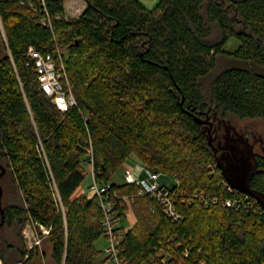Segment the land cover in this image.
<instances>
[{"label": "trees", "instance_id": "obj_1", "mask_svg": "<svg viewBox=\"0 0 264 264\" xmlns=\"http://www.w3.org/2000/svg\"><path fill=\"white\" fill-rule=\"evenodd\" d=\"M66 1L0 0V260L34 258L27 223L49 229L56 264L111 260L96 244L108 239L100 197L83 188L90 164L120 222L123 198L132 202L134 225L117 227L123 263L264 264V209L231 189L197 120L209 109L264 118V0H85L77 18ZM232 37L235 51L225 49ZM31 46L67 50L68 110L43 90ZM133 156L175 179L160 181L176 193L180 219L113 179ZM259 168L251 185L264 192V157Z\"/></svg>", "mask_w": 264, "mask_h": 264}, {"label": "built area", "instance_id": "obj_2", "mask_svg": "<svg viewBox=\"0 0 264 264\" xmlns=\"http://www.w3.org/2000/svg\"><path fill=\"white\" fill-rule=\"evenodd\" d=\"M43 5H45V3H43ZM45 20L43 21L44 24H46ZM29 55L35 61L43 90L53 98L54 103L63 111L74 106L76 104V98L65 65V50L58 47L53 53L43 54L31 46L29 48ZM91 167L94 174V168L93 166ZM124 177L127 182L136 183L138 185L139 195L149 196L160 201L164 212L168 216L175 220L182 217V214L178 210L176 193L161 183L160 174L150 170L145 164L137 162V165L134 167H127L125 169ZM109 187L110 186L100 187L97 183L93 186L100 197L102 208L106 214L104 224L108 232V245L104 250L105 253L111 257V261H113L114 264H125L119 257L117 245L119 238H121V233L117 232V227L121 225L122 221L120 222L119 219L116 218V213H113L114 204L109 200V195L106 194ZM231 189L236 190L234 188ZM195 195L201 201L205 202L204 192L195 193ZM115 196L118 197V194H115ZM123 199L125 201L123 204L127 206L128 211L131 209L132 202L128 197H124ZM231 204V201L226 202V205ZM46 232L49 233V230H46Z\"/></svg>", "mask_w": 264, "mask_h": 264}, {"label": "rangeland", "instance_id": "obj_3", "mask_svg": "<svg viewBox=\"0 0 264 264\" xmlns=\"http://www.w3.org/2000/svg\"><path fill=\"white\" fill-rule=\"evenodd\" d=\"M144 2L149 8H152L158 0H141ZM87 7V2L85 0H67L65 2V15L67 17H80L81 14L84 12V10ZM5 30L1 22L0 18V43L2 40H5ZM240 45V40H238L235 37H232L228 40V42L225 45V49L230 51H235ZM67 54V50L65 51ZM67 56V55H66ZM223 61V62H222ZM219 64V69L224 67L226 65L225 59H222ZM208 81L206 82L207 85ZM232 118L233 123L238 125L239 127L243 128H252L254 129L258 134H260L264 139V118H246V119H239L233 116H229ZM136 159V160H135ZM137 162L145 164L140 159H138L136 156L128 158V160L123 164V166L116 172L113 179L115 181H123L125 179L124 172L127 167L132 168L135 165H137ZM88 176L86 178V181L83 185L84 189L89 188L92 190H95L93 186L95 185V174L92 172V167L89 164L87 166ZM145 176V175H143ZM166 180V182L170 185H172L175 182V179H173L170 175H164L160 178V180ZM7 199H10V196L8 195ZM127 211V216L123 218V221L121 222L122 225H124L125 228H131L135 221V215L132 209ZM46 230H49L47 227H37L34 223H27L26 226L23 229V237L26 241V244L29 249H33L34 247H37L36 254L34 258L27 262H23V264H56L52 257V249L51 244L44 239V235H47L48 233ZM42 232V234L40 233ZM97 246L100 249H104L108 245V239L105 237L100 238L97 241ZM2 261V260H1ZM3 263V262H2ZM4 264V263H3ZM107 264H114L113 261L109 260Z\"/></svg>", "mask_w": 264, "mask_h": 264}, {"label": "water", "instance_id": "obj_4", "mask_svg": "<svg viewBox=\"0 0 264 264\" xmlns=\"http://www.w3.org/2000/svg\"><path fill=\"white\" fill-rule=\"evenodd\" d=\"M197 120L201 124L206 123V121L200 117ZM208 141L213 150L217 151L212 144V139L208 138ZM227 145V149H229L230 152H228L225 157H223V155L216 157L218 166L220 167L225 180L232 188L251 195L264 209V192L253 188L251 185L252 177L257 171L259 165L256 154L244 140H239ZM222 158L226 159V163H222ZM4 171L5 170H3L0 176ZM2 192V188L0 187V208L3 213Z\"/></svg>", "mask_w": 264, "mask_h": 264}, {"label": "flooded vegetation", "instance_id": "obj_5", "mask_svg": "<svg viewBox=\"0 0 264 264\" xmlns=\"http://www.w3.org/2000/svg\"><path fill=\"white\" fill-rule=\"evenodd\" d=\"M202 119L206 121L205 124H202L203 130L208 138L212 139V144L217 149V151L213 150L216 157L220 155L225 157L230 152L227 149V144L235 143L239 140H244L249 144L256 154L258 164L259 159L264 157V139L254 129L239 127L233 123L232 118L219 115L215 110L210 109L202 114ZM222 163H226V159L222 158ZM259 171L258 165L254 175Z\"/></svg>", "mask_w": 264, "mask_h": 264}, {"label": "bare ground", "instance_id": "obj_6", "mask_svg": "<svg viewBox=\"0 0 264 264\" xmlns=\"http://www.w3.org/2000/svg\"><path fill=\"white\" fill-rule=\"evenodd\" d=\"M56 106H57V105H56ZM0 264H3L1 260H0Z\"/></svg>", "mask_w": 264, "mask_h": 264}, {"label": "crops", "instance_id": "obj_7", "mask_svg": "<svg viewBox=\"0 0 264 264\" xmlns=\"http://www.w3.org/2000/svg\"><path fill=\"white\" fill-rule=\"evenodd\" d=\"M136 160V159H135Z\"/></svg>", "mask_w": 264, "mask_h": 264}]
</instances>
